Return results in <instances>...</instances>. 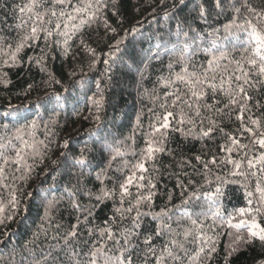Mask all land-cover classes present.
<instances>
[{
  "label": "snow or ice",
  "instance_id": "6c2138e0",
  "mask_svg": "<svg viewBox=\"0 0 264 264\" xmlns=\"http://www.w3.org/2000/svg\"><path fill=\"white\" fill-rule=\"evenodd\" d=\"M118 2L27 0L16 5L12 13L19 14L17 35L14 42L0 43V65H22L24 49L34 43L39 47L43 41L39 56L29 57L28 63L47 74L42 83L61 84L47 68L49 53L60 44L55 37H63L67 55L69 40L92 21L103 24L106 34H115L107 14ZM189 2V16L177 18L174 28L150 37L149 46H141L125 63L128 72L137 75L138 84L148 79L147 69L160 66L153 88L144 90L156 105L148 110L147 126L139 113L129 136L100 137L102 162L96 165L82 149L74 158L79 166L76 183L59 197H45L41 223L31 237L13 245L12 233L0 234V249H6L0 251V264H214L225 227L229 241L224 246V264L257 242L264 255V0H173L172 7L179 12ZM122 42L117 41L116 47ZM95 64L93 59L89 69L94 70ZM86 75L82 73L74 83L83 86ZM6 77L7 72L0 77L5 85ZM108 80L111 83V75ZM38 88L30 83L23 94ZM104 92L97 81L96 91L88 97L98 128ZM67 100L59 92L37 96V103L45 101L41 107L54 105L53 113ZM226 121L238 123L230 128ZM38 126L33 119L14 126L13 134L0 135V227L15 218L25 195L34 196L24 189L47 158L51 143L35 138ZM3 127L7 130L9 125ZM137 132L144 139L138 152ZM173 133L182 142L199 141L201 152L188 156L168 148ZM60 147L67 149L69 142ZM161 154L172 158L165 171L171 169L175 184L171 190L164 189L157 205ZM129 155L135 159H126ZM60 156L66 158L67 153ZM117 160L121 164L113 168ZM81 178L94 179L98 187H82ZM229 186L243 192L244 206L230 210L225 205ZM65 198L76 213L69 226L57 222L54 215ZM109 203L110 214L97 223V210Z\"/></svg>",
  "mask_w": 264,
  "mask_h": 264
},
{
  "label": "trees",
  "instance_id": "16d2710c",
  "mask_svg": "<svg viewBox=\"0 0 264 264\" xmlns=\"http://www.w3.org/2000/svg\"><path fill=\"white\" fill-rule=\"evenodd\" d=\"M26 2L27 0H0V43L5 39L14 42L17 35L15 25L19 23L16 17L19 14L14 16L12 9ZM172 3L173 0H119L116 8L112 10L118 11L119 14L112 15V11L107 14V19L116 29V33L108 31L106 34L103 24L92 21L83 26L82 34L75 35L69 40L67 55L64 53L66 46L63 44V37H55L60 44L55 52L49 53L47 68L49 72L55 74L61 84L42 83V81H47V74L41 73L34 63L31 65L28 63L29 57L39 56L43 41L39 42V47L34 43L32 47L24 49L20 54L24 61L22 65L16 67L0 65V77L7 72L6 79L9 81L6 85L0 82V135L13 134L14 126H23L35 119L39 123L35 130V138L45 143L51 141L48 145L47 158L32 173L24 189L26 193H33L34 196L30 198L25 195L15 218L6 227H0V234L12 233L13 245L22 244L29 239L32 232L39 226L40 217L43 216L42 205L46 203V196L48 198L53 195L59 197L66 188H72L76 183L79 166L74 165V158L80 155L82 149L89 162L96 165L102 162L99 151L101 145L98 142L100 137L107 133L114 136L123 134L122 138L129 136L136 125V117L139 113H143L141 123L147 126L150 115L148 110L155 108L156 105L151 97L144 93V90L153 88V82L156 80L160 66L155 65L147 69L145 75L148 79L138 84L137 75L129 73L125 63L134 52H139L141 46L145 48L149 46L150 37H156L170 27L174 28L177 18L189 16L192 9L191 2L179 12L172 7ZM172 13L176 15L170 18ZM103 19L102 16L101 20ZM121 21L123 22L120 23ZM133 28L136 31L130 32ZM120 40L123 42L117 48V41ZM93 59L96 60L95 68L90 70L89 65ZM105 60L108 61L107 64L104 63ZM73 70H75V75H73ZM82 73H87L83 78V86L74 83L81 78ZM109 75L112 76L111 83L108 80ZM97 81L101 83L102 88H105L104 108L99 113L101 118L99 128L95 120L96 111L88 100V97L96 91ZM30 83L38 84L39 88L38 91L26 96L23 93ZM64 87L68 88L67 92H64ZM53 92H59L62 96L68 97L67 102H62L64 106L57 108L56 113L52 111L53 104H48L45 108L40 106L45 101L37 103V96ZM5 112H11V115L5 117ZM18 116H24L26 119H18ZM226 123L229 122L226 121ZM237 123H229V127H235ZM4 124L9 125L7 130L4 129ZM172 135L174 139L168 143V148L177 152L182 150L188 156H195L201 152L202 146L199 141L182 142L178 133ZM65 140L69 142L67 149L60 147ZM94 141L97 143L94 144ZM128 143L131 145L132 141L129 140ZM134 147L137 152L144 147V139L139 132L136 134ZM61 152H66L67 157H61ZM126 159L132 161L135 158L129 155ZM54 161L56 163H53ZM120 164L121 161L117 160L113 168L119 167ZM170 164H172L170 156L167 154L159 156L157 166L161 167L163 176L160 179V191L156 197L157 205L162 203L164 189L171 190L175 184V178L169 174L171 169L165 171ZM85 185L91 189L98 187L94 179L81 178V186ZM80 199L84 201L83 197ZM224 203L230 210L244 206L243 192L235 186H229ZM26 208L27 211H25ZM110 208L109 203V206H102L97 210V223L110 214ZM54 215L56 221L65 226L75 222L76 213L67 198L61 201ZM223 231L224 235L220 237L218 244L219 254L214 264H224V246L229 241L227 236L229 230L225 227ZM0 251H6V249H0ZM261 259H264V255L257 242L234 256L230 264H259Z\"/></svg>",
  "mask_w": 264,
  "mask_h": 264
}]
</instances>
